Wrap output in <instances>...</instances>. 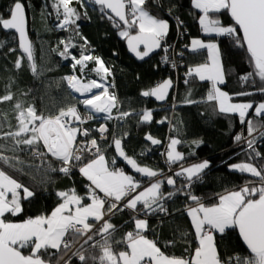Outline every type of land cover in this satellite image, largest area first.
Listing matches in <instances>:
<instances>
[{"label": "snow or ice", "instance_id": "1", "mask_svg": "<svg viewBox=\"0 0 264 264\" xmlns=\"http://www.w3.org/2000/svg\"><path fill=\"white\" fill-rule=\"evenodd\" d=\"M81 7H85V0H76ZM100 7L103 16L112 22L118 29V35L127 40L129 50L141 60L148 57L156 49H161L169 32V22L155 15L149 8V0H88ZM73 0H52L51 7L55 11L58 29L67 30L76 24L81 13L72 7ZM152 5L162 8L160 0H151ZM192 7L199 11L198 24L200 30L208 36H228L234 43L244 48L248 54L249 63L253 72L241 77L249 80L258 77L262 82L259 89L264 93V0H191ZM172 7L168 12L171 15ZM227 13L234 22L225 25L219 19V14ZM83 15L86 17L87 12ZM118 18V19H117ZM27 0H12L7 16L0 14V29L14 30L18 34L19 48L27 55L28 61H33L32 43L27 32ZM180 27L183 21L179 20ZM135 30V35L131 34ZM76 35H80L78 30ZM83 44L80 45L79 56L70 53V48L77 45L72 39L61 40L57 49L58 55L69 59L75 71L84 72L89 62L95 67L91 69L100 80L91 79L83 81L75 74L67 75L63 79L72 92L79 93L86 98L77 101L89 112L82 114L76 104H69L59 108L56 113L45 115L37 113L33 104L25 106L17 101L14 105L17 121L15 130L3 133L0 139L11 141V145L0 144V164L6 165L16 171H23V161L16 155H5L6 151L16 153L21 151L20 146L33 149V157H46L50 155L60 162L58 168L48 165L46 171L60 172L70 175L74 168L89 182L85 185L84 195L75 189L59 191L57 196L60 202L50 214H40L28 217L20 222L8 219L9 216H19L23 211V201L29 200L35 193L7 174L0 168V264H60L64 255L75 243L83 239L80 247L72 253L81 264H264V163L259 167L250 162H241L230 165L232 170L248 173L258 181H248L238 190L226 191L218 195L216 203L205 205L200 198L190 192L184 194L191 199L195 206H189L187 215L195 229L198 245L190 256H169L157 246L154 240L148 239L144 232L148 229V220L140 218L157 212L168 213V209L161 201L169 200L184 189L191 187L194 180L200 179V174L209 167V161L194 163L189 166L179 165V171L166 176L163 171L154 170L149 166H141L137 160L126 154L122 146V138H113L115 152L120 158L141 176L149 181L144 182L123 169L111 167L116 165V158L106 159L97 138L91 135L90 129L79 127L93 120L94 113L105 114V119H112V110L118 108V101L114 93H110L103 83L111 70L105 65L103 59L89 51L90 43L86 37L80 36ZM60 45H63L60 50ZM143 45V50H141ZM0 47L3 44L0 43ZM189 47V45H185ZM191 51L206 50L207 61L189 68L187 76L198 77L200 81H209L211 88L207 93V100L216 102L219 113L238 114L241 124H246L248 136L235 135L236 142L244 141L249 150V160L264 156L257 151L258 127L252 119L246 117L251 110L255 117H264V102L254 105L252 102L232 103V96L223 91L219 85L225 83V77L220 60L218 43L192 38ZM15 51V49H9ZM167 51V48H164ZM167 62V57L163 58ZM15 67H21V58L15 61ZM31 71L35 74V63L31 64ZM188 83V80H185ZM253 83L255 81L253 80ZM172 81L164 80L155 87L143 91L145 97H155L164 100ZM100 90V91H94ZM237 95H252V93H238ZM14 98L10 90L0 96V103L12 101ZM186 103H195L186 100ZM131 115L130 112L120 111L117 119L123 120ZM141 122L151 123L153 114L144 110ZM163 123V121H159ZM4 123L0 122V129ZM11 127V125H9ZM264 127V125H260ZM100 139L106 140L104 135L108 127L101 124L98 129ZM259 137L264 138V131H259ZM83 137L84 139H78ZM248 137H252L249 139ZM145 140L152 145L162 143L150 133ZM42 143L43 149L40 146ZM182 142L171 138L166 155L169 165L178 164L185 159L177 146ZM191 143L197 147L202 143L193 140ZM85 153H91L85 157ZM171 171V169H169ZM164 177L160 179L159 177ZM174 177H183L187 183L177 188ZM173 186L174 191L163 193L164 184ZM102 194V195H101ZM130 210L133 213L134 230L128 231L120 239H116L117 226L111 222V217L117 212ZM105 217H108L105 219ZM91 221V222H90ZM227 229H238L239 236L247 246L250 254L247 256H230L222 259L215 244V233L223 234ZM101 239L97 240L96 237ZM172 243V242H169ZM84 245H88L85 248ZM114 245H124L125 250L116 251ZM27 249V254L24 250ZM89 249H98L94 254ZM55 250V251H52ZM188 251L187 249L185 250ZM47 257V259H45ZM71 257L64 260L70 264Z\"/></svg>", "mask_w": 264, "mask_h": 264}, {"label": "trees", "instance_id": "2", "mask_svg": "<svg viewBox=\"0 0 264 264\" xmlns=\"http://www.w3.org/2000/svg\"><path fill=\"white\" fill-rule=\"evenodd\" d=\"M160 2L163 5L162 8L152 5L151 0L148 6L155 15L169 22V32L165 41L174 36V26L166 15L169 7L174 5L171 13L178 15L183 21V26L187 30L185 39L188 45L192 38L218 43L225 77V83L221 85V88L232 96L231 101L252 102L254 105L264 102V93L259 91L262 87L259 78L253 77L247 81L241 79L253 72L244 48L237 46L228 36L203 35L198 24L200 13L192 7L191 0H160ZM51 3V0H27L28 32L32 43L33 62L37 68L35 74L31 71V65L25 55L18 50L15 35L0 29V43L3 44V47H0V96L4 95L6 90H10L14 95L12 101L0 103V122L4 123V127L0 129V136L15 130L17 121L13 105L17 101L24 103L25 106L33 104L38 114L56 113L59 108L69 104H76L79 110L86 111L82 104L77 103L80 99L68 89L63 80L64 75L72 72L70 58L63 60L55 49L61 40L69 39V33L51 26L54 17ZM11 4L12 0H0V14L7 16ZM72 5L81 13V17L76 21V27L72 26L75 35L74 43L77 47L70 48V53L79 56L80 45L83 44L80 36L86 37L90 43L89 51L101 57L111 70L110 79L113 88L110 92L115 94L118 101V108L112 110L113 114L119 115L120 111L131 113L123 120L101 119L108 126V137L101 144L106 158L108 160L114 158L111 147L113 138H122V146L128 156L135 158L142 166L164 172L168 164L166 155L163 162L158 151L170 138H176L182 142L177 149L184 154L185 159L178 164H168L169 166L178 169L180 164L186 165L203 159L209 161V167L200 174L199 180L192 182L190 188L184 189L169 200L161 201L168 209V213L161 218L160 223L155 221L157 213L146 216L149 227L144 235L154 240L161 251L169 256H190L198 243L186 209L195 204L184 193L190 192L200 198L204 204H213L218 195L239 189L250 180L258 181V178L250 174L231 170L229 168L231 163L250 162L259 167L264 161L260 158L249 160L246 143L235 141L234 137L237 134L248 136L246 124L240 123L238 114L219 113L216 102L207 100V93L211 88L209 81H200L198 77L185 75L184 79L179 81L177 87L171 91L167 103L161 108L149 97L143 96L142 92L171 77L166 67L160 64L156 57L143 62H136L130 57L124 46V38L118 35V29L114 28L112 22L106 17L101 18L103 13L100 7L86 4L85 7H81L76 0H73ZM84 12H87L86 17L83 15ZM219 19L225 25L234 23L227 13L219 14ZM77 30L79 36L76 35ZM133 32L135 30H132ZM62 48L63 45H60V50ZM9 49H15V51H9ZM186 54V74L189 67L207 61L206 50L189 52L188 47ZM18 58H21L20 68L15 67V61ZM92 65L93 63L89 62L88 66ZM185 80H188L187 84ZM238 93H252V95H237ZM189 99L195 103H186ZM144 110L152 112L151 123L141 122L140 114ZM247 119H252L258 127V132L253 133V136L257 137V151L264 156V138H260L258 134L259 131H264L260 127L264 125V117H255L250 110ZM148 133L162 143L152 146L145 142L143 136ZM193 140H200L202 143L197 147L191 143ZM0 144L11 145V141L0 139ZM20 148L19 152L6 151L4 154L18 156L24 162L21 165L23 171H16L3 164H0V168L29 187L35 195L22 202L24 211L19 216H9V220L20 222L28 217L50 214L60 202L57 196L59 191L75 189L78 194L84 195L85 185L88 182L78 172L73 171L70 175H65L58 171H46L49 164L58 168V162L49 156L33 157V149L27 146L21 145ZM40 150L44 151L42 143ZM145 153L147 155H144ZM110 166L122 167L144 184L148 182L147 178H141L139 173L123 165L119 160L116 165ZM174 178L177 181V188L187 183L183 177ZM161 191L167 194L174 191V188H168L164 184ZM132 216L133 213L130 210H125L111 217V222L117 226L116 239H120L128 231H133ZM140 216L143 217V213ZM214 236L217 251L222 259L235 255H249L236 229H227L223 234L214 233ZM96 239L100 240L101 237L97 236ZM84 247L89 246L84 245ZM125 247L114 245L116 251L125 250ZM27 251V249L24 250L25 254ZM89 251L99 254L98 249H89ZM53 264H55V258ZM70 264H81V262L71 259Z\"/></svg>", "mask_w": 264, "mask_h": 264}, {"label": "built area", "instance_id": "3", "mask_svg": "<svg viewBox=\"0 0 264 264\" xmlns=\"http://www.w3.org/2000/svg\"><path fill=\"white\" fill-rule=\"evenodd\" d=\"M166 15L171 20V22L174 26V36L172 39L163 42V47L159 50V52L154 57H156L157 61L160 64H162L163 66H165L166 69L169 71V73L171 75L170 78L173 82V89H175L177 87V84L179 83V81H182L186 75L185 57L187 55L186 53L188 52V47L186 48L185 45H188V43L185 39V36L187 34V30H185L184 26H182V27L178 26L179 25V21L177 20V17H179L178 15H175L173 13H171V15H169L168 11H166ZM179 20H180V18H179ZM183 29H184V32H183ZM164 48H167V51H164ZM165 56L167 57V62H164V60H163V58ZM110 76H112V75H110ZM161 108H163V106H161ZM80 112L82 114H84L87 111H85V112L80 111ZM94 117L95 118L93 120H90L87 123H85L83 125H78V126L92 130L91 135L93 137L97 138L98 143H99L100 147L102 148L101 144H102V142H104L106 140L100 139V133L98 131H96V129H98V127L101 124H104L106 126H107V124L103 120H101L102 118H99V117L97 118V115H94ZM112 119L116 120V117L112 118ZM262 129H264V127H262ZM104 135L106 137H108V132H106ZM78 139H84V138L78 137ZM166 145H167V143L164 145L163 148H161L158 151V155L161 157L163 162H165L164 154L166 151ZM44 151H46V150L44 149ZM90 155H91V153H85L86 158L89 157ZM144 155H147V154L145 153ZM48 156L55 160V158L51 157L50 155H48ZM57 162H58L57 165L59 167L60 162L59 161H57ZM169 169H171V171H169ZM73 171L79 173L78 168H74L72 170V172ZM175 171H177L176 168H173V167L169 166L168 164H166V170L163 173L166 176H168L170 174H173V172H175ZM80 176L83 179H85L81 174H80ZM162 177H159V178H162ZM166 215L167 214H165L163 212H157V217H155L156 223H160L161 218H164ZM143 217L146 218V216H143ZM107 218L108 217H105V219H107ZM81 243H83V239H81L79 243H75L74 246L70 250L67 251L66 255H64V260H68L69 257H71V259H77L78 260V258L73 256L72 253L75 252L80 247ZM64 260H61L60 264H64Z\"/></svg>", "mask_w": 264, "mask_h": 264}, {"label": "rangeland", "instance_id": "4", "mask_svg": "<svg viewBox=\"0 0 264 264\" xmlns=\"http://www.w3.org/2000/svg\"><path fill=\"white\" fill-rule=\"evenodd\" d=\"M51 2H52V0H51ZM85 4L87 5V6H92L89 2H88V0H85ZM72 7H73V5H71ZM57 23H58V21H57V18H56V14H55V11H54V17L52 18V22H51V26H55L56 27V25H57ZM73 26V25H72ZM72 26H70L67 30H63V31H66V32H68L69 33V39L71 38L72 39V42L74 43V38H75V35L73 34V29H72ZM74 28L76 27V25L74 24V26H73ZM56 29H58L57 27H56ZM59 30H62V29H59ZM61 57V56H60ZM70 58V57H69ZM62 59L63 60H66L65 58H63L62 57ZM71 63H72V61H71V58H70V68L72 69V67H71ZM93 67H95V65L93 64L92 66H88V68H86L85 70H84V72L83 73H81L80 71H79V66L77 67V69L74 71L73 69H72V72H71V74H77V76H79L80 78H82L84 81H88V80H91V79H96V80H100V77L99 76H97L96 75V73L94 72V71H91V69L93 68ZM112 76H107V81H108V83H106V86L108 87V90H109V92H110V89L111 88H113V84L111 83V78ZM64 80V79H63ZM223 90V89H222ZM95 91H100V90H95ZM224 91V90H223ZM111 93V92H110ZM80 100H83V99H85L86 97H79V96H77ZM233 103V102H232ZM234 103H237V102H234ZM81 111V110H80ZM86 111L87 112H89L90 110L89 109H86ZM150 111V110H149ZM93 115H97V118L99 117V118H102V119H105V114H102V113H100V114H93ZM117 115L118 114H113V112H112V116H113V118H115V117H117ZM109 120V119H108ZM171 139V138H170ZM170 139L167 141V145H166V151H167V149H168V144H169V142H170ZM178 150V149H177ZM166 157V156H165ZM167 159V158H166ZM202 161H205V159H203V160H200V161H197V162H192V163H189V164H186V165H184L185 167L186 166H189V165H191V164H194V163H198V162H202ZM235 163H241V162H233V163H231L230 165H232V164H235ZM229 165V166H230ZM142 166V165H141ZM230 168V167H229ZM231 169V168H230ZM232 170V169H231ZM248 174V173H247ZM141 176V175H140ZM141 178H143V176H141ZM144 178H146V177H144ZM148 183L149 182H147V183H145L144 184V186H147L148 185ZM233 190H238V189H233ZM231 191V190H230ZM226 193V192H225ZM225 193H222L221 195H223V194H225ZM216 202H218L217 200L214 202V203H216ZM205 205H211V204H205ZM191 206H195V205H191ZM189 207V206H188ZM188 207H187V209H188ZM187 209H186V213H187ZM189 217V216H188ZM140 218H144V219H147V218H145V217H142V216H140ZM189 219H190V221H191V217H189ZM192 224V223H191ZM193 226V225H192ZM133 230H134V227H133ZM193 231H194V233H195V229H194V227H193ZM215 233V232H214ZM146 236V235H145ZM147 237V236H146ZM148 238V237H147ZM149 239V238H148ZM197 243H198V241H197Z\"/></svg>", "mask_w": 264, "mask_h": 264}, {"label": "water", "instance_id": "5", "mask_svg": "<svg viewBox=\"0 0 264 264\" xmlns=\"http://www.w3.org/2000/svg\"><path fill=\"white\" fill-rule=\"evenodd\" d=\"M90 4H91L93 7H99L98 5H95L94 3H90ZM117 19H118V18H117ZM1 30H2V29H1ZM2 31L5 32V33H12V34L15 35L18 50H19L23 55H25V57L27 58V55H26L25 53H23V51L19 48L18 34L15 33L14 30H2ZM27 32H28V19H27ZM131 34L135 35V32H133V33H131ZM28 38H29V40L31 41L30 36H29V32H28ZM124 46H125V49H126L128 55H129L130 57H132L136 62H143V61H145V60L151 59V58H152L153 56H155V55L159 52V50H160V49H156V50H155L154 52H152L148 57H145L143 60H141V59L137 58V57L135 56V54L132 53V52L129 50V48H128V44H127V40H126L125 38H124ZM141 50H143V45H141ZM27 60H28V59H27ZM28 62L30 63V65L33 63V61H28ZM169 79H170V78H166V79H164V80H169ZM164 80H163V81H164ZM170 80H171V79H170ZM163 81H161V82H163ZM171 81H172V80H171ZM161 82H159V83H161ZM159 83H158V84H159ZM158 84H157V85H158ZM155 86H156V85H155ZM155 86H153V87H155ZM153 87H152V88H153ZM172 89H173V82H172V84H171V87H170L169 90H168L167 97H166L164 100H157L155 97H149V98H150L155 104H157L158 106H163V105H165V104L167 103V99H168V97H169V95H170ZM143 140H144L145 142L149 143L150 145H152V144L150 143V141H146V140H145V135L143 136ZM112 144H113V142H112ZM152 146H154V145H152ZM111 147H112L113 154H114V157L116 158V160L121 161V163H122L123 165L129 166V165L127 164L126 161H124L122 158H120V157L118 156V154L115 152L114 146H111ZM129 167H131V166H129ZM165 185H166L168 188H172V187H173V186H169V185H167L166 183H165ZM236 231H237L238 237H239V239H240V241H241L243 247L245 248V250L247 251V253L250 254L249 250L247 249V246L244 244L242 238L239 236L238 229H236Z\"/></svg>", "mask_w": 264, "mask_h": 264}, {"label": "crops", "instance_id": "6", "mask_svg": "<svg viewBox=\"0 0 264 264\" xmlns=\"http://www.w3.org/2000/svg\"><path fill=\"white\" fill-rule=\"evenodd\" d=\"M203 33V32H202ZM203 35H205L204 33H203ZM205 36H208V35H205ZM212 36H215V35H212ZM217 37V36H216ZM190 41H191V39H190ZM190 41H189V52H193V51H191V49H190ZM207 42V41H206ZM215 42V41H214ZM196 52V51H195ZM221 60V59H220ZM195 66H197V65H195ZM195 66H191V67H195ZM191 67H189V68H191ZM189 68H188V70H189ZM219 87L221 88V85H219ZM222 89V88H221ZM230 102H232V101H230ZM234 103V102H233ZM258 105V104H257ZM218 107V106H217ZM235 114V113H234ZM107 159V158H106ZM116 168H121V167H116ZM122 169V168H121ZM180 169L178 168L177 169V171H179ZM125 171V170H124ZM126 172V171H125ZM127 174H130V173H128V172H126ZM86 179V178H85ZM91 222V221H90Z\"/></svg>", "mask_w": 264, "mask_h": 264}, {"label": "bare ground", "instance_id": "7", "mask_svg": "<svg viewBox=\"0 0 264 264\" xmlns=\"http://www.w3.org/2000/svg\"><path fill=\"white\" fill-rule=\"evenodd\" d=\"M67 75H71V74H67ZM67 75H64V77L65 76H67ZM75 75H77V74H75ZM82 79V78H81ZM83 80V79H82ZM84 81V80H83ZM99 81V80H98ZM64 82H65V84H66V86H67V82L64 80ZM85 82H87V81H85ZM103 83H105V85H106V83H108V81H107V79L105 80V81H103ZM68 87V86H67ZM71 92H72V90L70 89V88H68ZM95 91V90H94ZM73 94H75L76 96H79V97H85V96H81L79 93H75V92H72ZM103 114V113H102Z\"/></svg>", "mask_w": 264, "mask_h": 264}]
</instances>
